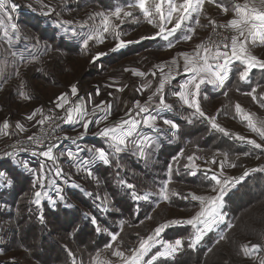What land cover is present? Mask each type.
I'll list each match as a JSON object with an SVG mask.
<instances>
[{
	"label": "rangeland",
	"instance_id": "rangeland-1",
	"mask_svg": "<svg viewBox=\"0 0 264 264\" xmlns=\"http://www.w3.org/2000/svg\"><path fill=\"white\" fill-rule=\"evenodd\" d=\"M223 1L225 0L22 1L25 7H32L48 15L43 17L30 12L32 22H41L47 17L56 19L59 22V26L55 25L57 36L67 40L66 44L69 46L74 45L76 51L82 48V54L73 49H65L67 47L64 46L58 47L57 43L50 42L42 33L37 34L36 30L23 25L21 21L17 24L18 28L11 23L9 29L4 28V32H0V214L5 218L0 217V220L4 219L12 227L0 229V264L14 261L22 263L24 258L26 264H37L20 236L23 228L19 224L21 214L18 211L20 203L31 199L34 187L35 202L41 210L45 200H51L50 204L55 206L60 204L57 203L59 201H54L59 196L62 198L67 191L77 190L83 194L92 193L97 200L105 203L92 204V210H110L113 215L112 219L105 215L99 216L102 222L96 224L102 229L100 233L96 230L101 235L99 241H83L81 237L78 238L79 241L76 240L75 230L79 224V228L84 229L82 217L79 222L69 226L59 223L65 232L56 231L59 236L54 239L60 238L63 241L66 236L70 240L68 260L71 264L119 263L144 238L150 237L151 233L154 235L156 232L161 236L169 227L186 222L193 223L195 228H198V241L203 239V234L209 230L218 228L222 221L219 206L213 204L214 212L209 209L207 213L200 212L201 208L209 200L216 198L220 188L219 182L223 178L229 180L225 185L230 186L233 178H246L259 173L257 165L264 162V156L255 159L243 154L199 148L195 146L197 143H194V146L186 143L180 154L169 161V179L163 189L154 188V181L149 183L147 189L150 193L144 195L143 202L132 205H139L142 209L151 203L149 207L152 209V215L143 212L145 214L141 221H135L139 215L134 221L127 220L130 223L127 225L123 218L126 215H123L121 207L113 201V196L106 193L105 186L98 182V178L94 179L90 172L71 166L66 151L70 147L75 148L74 143H70L72 138L78 142L85 141L84 136L88 133L91 136L100 134L116 137L115 131L133 126L136 121L140 123L129 127L127 134L121 136L125 144L131 142L132 138L136 139L143 125L154 128L159 126L160 129L159 135L144 136L149 139H140L136 147L126 144L129 148L127 154L140 161L141 158L148 160L151 157V148L157 150L162 136L180 133L181 127L178 124L185 118L188 121L195 117L200 119L215 136L229 141L235 147L243 145L240 144L241 138L264 135V112L259 109V97L264 95V84L251 93H240L232 88L221 99L210 98L203 91V86L197 88L200 82L189 86L183 84L187 75L202 68L205 54H214L226 48L247 51L257 62L264 63V43L251 39L249 30L243 23L244 17L239 11L245 6L244 9L252 13L247 14L249 20L260 23L258 21H264V0H228V6L221 7L220 2ZM237 4L241 5L236 6ZM188 12H193V17ZM5 13L8 17L6 20L10 21V12L4 10L2 15ZM185 13H188L187 23L183 18ZM232 21H237L241 26H231ZM180 23H183V31L185 24L193 25L189 41L177 43L172 47L169 44V49L161 44L147 46L158 35L176 28ZM208 41L213 44L223 42L226 47L221 45L222 48L213 50L207 46ZM133 49L141 50L113 60L114 54L118 56V52L122 50L130 52ZM30 53H35L31 61L34 62L32 67H28L29 61L25 62L26 55ZM78 99L85 104L77 111L72 110L74 102ZM160 104L175 111L177 115L174 112L173 115L176 116V122L174 119L156 117L152 113ZM239 109L254 116L255 134H251L237 119ZM56 117H63L69 123L81 124L72 133L67 132L64 135L68 138V147L49 146L43 151L41 148L31 151L30 147H24L44 124ZM116 139L115 141L122 140ZM254 148L256 153L261 151L259 153L264 155V149ZM27 151L39 156L30 158L31 154ZM9 160L10 167L23 175L27 185H30L25 193L19 195L17 201L11 197L18 191L14 181L17 176L14 175L13 178L10 173L3 172V168H6L3 166H6V161ZM191 168L207 169L213 174L216 173L214 179L217 181V189L199 191L195 187L172 183L173 173H182V169L187 171ZM76 180L85 187L76 188L77 184L68 183ZM227 186H223L220 192L227 190ZM257 186V183L255 186L252 183L247 191L256 199V210L249 218L244 216L240 219L230 238L224 243L220 242L222 244L213 258L216 262L210 264H264V200L260 199L261 192H258ZM257 192L258 195L255 196ZM123 195L130 198L139 196ZM180 197L184 199L173 202ZM184 200L189 204L184 203ZM81 208L88 210L84 206ZM205 213L208 218L202 219ZM51 222L53 224L52 219L47 218L49 225ZM247 225L250 227L249 233L245 229ZM105 226L111 229L120 228L122 233L110 241L112 236ZM48 228L45 230H49ZM91 228L95 231L93 225ZM236 234L242 235L245 243L240 244L239 239L235 242ZM154 236L152 238H155ZM46 238L49 240L42 241L41 244L37 243V240H31L29 248L32 251L45 248L47 243L52 241V234ZM103 238L109 239L105 245L106 249L100 247L94 250L101 245ZM66 240L63 241L64 244ZM178 242L180 246V241ZM159 244L166 247L164 253H173L177 247H170L162 240V243L153 245L154 250ZM109 246L111 247L108 248ZM162 256L165 257L163 254Z\"/></svg>",
	"mask_w": 264,
	"mask_h": 264
},
{
	"label": "trees",
	"instance_id": "trees-1",
	"mask_svg": "<svg viewBox=\"0 0 264 264\" xmlns=\"http://www.w3.org/2000/svg\"><path fill=\"white\" fill-rule=\"evenodd\" d=\"M23 18L25 25L36 30L35 32L37 34L42 33V35L46 37L50 42L57 43L58 47L64 46L67 47L65 49L68 50L73 49L76 53L80 54V48L78 47L79 49L78 51H76L74 45L73 47H71L68 44H66L67 40H65L64 38H59L57 36V32L55 29L50 27L49 28L41 27L42 22L39 21L37 23H34L32 22V17L24 16ZM42 35L40 36L42 37ZM149 44L150 43H148L147 46H149ZM140 50L141 49L138 50L133 49L130 52H126V50L125 51L122 50L118 52V56H116L117 54H114L113 60H115L116 57L117 59L124 58L128 53L130 55ZM210 89L211 88L209 87L205 88V90H207V92L211 94L212 91ZM211 98L217 99V94H213ZM173 112L175 113V111ZM203 113L205 115L204 111ZM194 119H198V118L195 117ZM194 119L188 121L185 118L184 121L180 122L178 124L181 127L180 133H177L176 135L165 134L164 136H162L163 138L162 137L160 138L161 142L159 143L160 145L158 146L157 150L151 148L150 150L151 157L148 160H144L142 158L141 161L139 159L135 160L134 158H132V156L127 154V152L117 153L114 149L108 150L109 153L108 166L97 168L94 172H92L91 176H93L94 179L98 178V182L100 184L102 183V185L105 186V189H107L106 193L113 196V201L118 206H120L122 210L132 213L133 211L132 205H134L132 204L133 201H131L130 196H125L123 194L129 195L135 193L139 195H145L146 192H150V190L147 188L149 186V183H153V181L155 182L154 188L162 190L164 184L169 179V175H168L169 161L180 154V152L186 147V143L190 146H194L195 145L194 143H197L195 146L199 148L217 150L220 152H228L229 154H243L247 156H252L251 150H255L254 149L255 146H253L252 144H249L248 146L240 145L239 147L238 146L235 147L229 141L222 140L221 138L215 136V134H213V132H211L200 119L195 120L193 122ZM150 161H153V163ZM6 162H7L6 166H3L6 167L3 168V172L10 173L13 176V178L14 175L17 176V179H14V181L16 183V189L18 191L17 193H15V195L11 196L12 199L16 198L17 201L19 200L18 199L19 195L25 193L27 186L30 185H27V181L23 175H21L15 169L13 170L10 167L11 165L10 160ZM148 162H150V164ZM181 172L182 173L177 172L172 174V180H173L172 183H181L184 185H188L189 187H195L199 191H210L212 188L213 189L215 188V183L210 178V174L208 172H204V171L194 172L191 170L186 171L184 169H182ZM252 183L254 184V186L256 185V183L259 185L257 186V189L258 192H261L260 199L264 200L263 173L253 174L249 177L243 178L241 181L236 183L237 186H235L234 189L231 190L225 196L224 199V203H225L224 209H225V213L227 214V223L224 226L226 230L223 231V234H218V233L210 234L204 239L202 243L198 245L195 243L194 228H192L189 225H186V223H182L177 226H171L168 229H166V231L163 232L160 238L163 239L165 242H174L180 239L182 240V246L178 249V251L172 258L163 259L154 264H210L216 262L213 260V258L217 255L216 250L220 246V244L224 243L227 239L230 238V236L236 230L238 224L240 223V219L242 220L244 216L245 218H249V216L256 210V207H254L257 204L256 199L253 198L252 194L247 193V191H249V188L252 186ZM86 190L89 191L88 189ZM35 191H36V187H34L33 189V195L31 194V199L26 203H20L18 206V211H20L21 214L19 224L23 228L20 236L25 246L28 248V251L30 252L33 261L35 263L71 264L70 260H68L69 259L68 249L70 248V240H68V238H66L65 236L64 240L66 239L67 240H66V244H64L63 239H62L63 241H61L60 238L55 240L54 237L59 236L56 233V231L65 232L64 227H62V225H59V223H62L63 226L66 225L69 226L79 222L80 216H78V214L80 213V211L79 209H75L72 212L71 211L68 212V211H63V209H61L55 213H50V216L45 218L46 220L43 224V221L36 214L38 208L37 207L35 208L32 202L35 196L34 194ZM258 192L255 194V196L258 195ZM67 195L76 198V197H81L84 194L77 190H69L67 191ZM246 197H248V199H246ZM183 199H184L183 197L176 198L173 200V202L182 201ZM78 201L79 203H76V205L79 208L84 206L88 210L94 211L92 210L91 204L89 202H85L84 199L81 198ZM184 203L189 204V202L186 200H184ZM184 203L183 205H185ZM150 204L148 205L150 206ZM149 206L143 207L142 211L145 213L147 212L150 213L152 209ZM252 206L254 208H250ZM45 209L49 210L48 207H46ZM0 217L4 218L2 213L0 214ZM47 218H51L53 224L51 222V224L49 225L47 223ZM142 218L143 216L140 215L138 219H136L135 221L139 222L141 221ZM4 219L0 220V223L2 224V226H0V229L2 228L11 229L12 227L8 225ZM131 221H134V219L131 218ZM56 223L57 226H55ZM80 225L81 224H79V227ZM82 225L84 226V229L83 228L80 229L78 227V230L75 231L77 235L76 240L79 241L78 239L79 237H81L83 241L87 239L88 242H90L91 239H93L94 241H99L101 239L100 238L101 235L98 234L96 230L94 231L91 228V223L89 219L82 217ZM46 227H49L48 228L49 230L46 231L45 230ZM55 228H60V229L56 230ZM245 229L248 230V233L250 232V227L248 225L245 227ZM14 234L16 235V230H14ZM49 234H52L53 238L50 243H47V246L45 248L41 247L33 251L31 250V248H29V243L31 242V240L32 242L37 240V243L41 244L42 241L44 242L49 240L48 238H46V236H48ZM151 235L152 233L149 236ZM234 237L236 239L235 242L239 239L240 244L245 243V241L242 238V235L236 234ZM144 240L145 238L142 241ZM108 241H109L108 238H103V242L101 243V245L95 247L96 249L94 250H97L100 247H104L105 245H107ZM3 264H26V263L24 258L22 263H17V261H14L13 263L3 262Z\"/></svg>",
	"mask_w": 264,
	"mask_h": 264
},
{
	"label": "crops",
	"instance_id": "crops-1",
	"mask_svg": "<svg viewBox=\"0 0 264 264\" xmlns=\"http://www.w3.org/2000/svg\"><path fill=\"white\" fill-rule=\"evenodd\" d=\"M22 1L29 2L31 0H0V13H1L0 32H4V28L9 29L8 27L11 26L12 24L13 26H15V28H18L17 24H19L20 21L23 22L22 23L23 25H25L24 20H23L24 16L22 14H26L27 17H31L30 12H33L35 15L39 14L40 16H43V17L48 16L47 14L41 13L38 10L33 9L32 7H27V6L25 7L24 4H22ZM220 3L222 4V5L220 4L221 7L228 6V0H225ZM238 5H241V4H237L236 6ZM244 7L245 6L240 8L239 11L244 17L243 23L248 28L247 30H249L251 39L258 43L259 42L264 43V21L262 22L258 21L260 23H257L256 21L252 22L251 20H249V17H247L249 15L247 14H252V13L249 10H245ZM4 10L6 12L8 11L10 12V21L6 20L8 18L6 16V13L2 15V13H4ZM125 10H127V8L124 9V11ZM188 13H190L193 17V12H188ZM188 13H185L183 15L185 22L188 19ZM41 22H42L41 27L43 28L52 27L54 29H57L55 25L59 26V22H57L56 19H53L51 17H47V19ZM230 24L233 27L241 26L240 23H238L237 21H232ZM182 27H183V23H180L176 28L172 30H168L166 33H161L156 38H154L150 44H153V45L161 44L169 49V44H171L170 46L172 47V46H175L177 43H185L189 41L191 39L190 36L192 34L193 25L191 23L185 24L184 31L183 29H181ZM2 42L5 43V41H2ZM81 49H80V53L82 54ZM34 56H35V53H32V54L30 53L26 55L25 62L29 61L27 62L28 67H32L34 65V62H31L33 61L32 59L34 58ZM42 58L43 56L40 57V59ZM196 82L198 83L200 82L199 83L200 85L198 84L197 88L203 86V91L210 98L212 97L213 94H217V99H221L225 97L232 88L236 89L240 93H243V92L251 93L259 89L264 84V63L257 62L255 58H252L251 55L247 51H237L234 48H226L214 54H205L203 56L202 68L197 69L194 72H191L189 75H187L183 79V84L188 85V86L193 85ZM208 87L211 88L210 89L212 91L211 94L207 92V90H205V88H208ZM259 100H260L259 104L261 107L259 109H261V111L264 112V95L263 97H259ZM74 103H75V106L72 108V110H76V111L80 107H83V104H85V102H79V99L77 100V102H74ZM61 106H63V104ZM164 106L165 105L160 104L159 107H156L154 110H152V113L156 117L168 118L169 120L174 119V122H176L175 120L176 116L173 115L174 110L169 107H164ZM237 117H238L237 119L239 120V122L242 125H244L251 134H255L254 133V130H255L254 116H251L243 109H239V113L237 114ZM154 122H157V121H154ZM79 123L80 122L70 123L68 132L72 133V131H75V129H77V127L81 125ZM139 123H140L139 121H136L133 126L130 125L127 127L119 128L117 132L115 131V135L117 134V136H119L117 139H122L121 136H124L125 134H127V132L130 130L129 127H134L136 124H139ZM148 123L151 124L152 122H148ZM143 126L145 129H149V130L159 129V126H156V125H155L156 128L147 127L145 125ZM253 136L254 138H248V139H252L251 141L248 139H244V138H241L239 140L243 145L252 144L256 148L264 149V135L262 134L260 136L259 135H253ZM116 137H113V136L110 137V136L100 135V134H95L94 136H91V134L88 133L86 136H84L85 141L78 142L77 140H74L73 138L70 139V143L71 144L74 143L73 147L75 148L70 147L66 151L67 153L66 156L68 157L67 160L69 161L68 163L72 164L71 166L73 167H78V169H81L85 172L86 171L90 172L91 174L97 168L108 166V160H109L108 150L114 149L117 153H122V152L128 151L129 149L126 146V144L130 145L129 142H126L125 144L123 139L121 141H118ZM115 139L118 142L115 141ZM141 151L145 152L146 150L141 149ZM74 162H76V164H74ZM89 162L91 164H89ZM86 163L88 164V166ZM188 170H191L194 172H198V171L208 172L210 174V178L212 179V181L214 183L217 182L214 179V175L216 173L213 174L210 172V170L196 169V168H191ZM77 181L78 180H76L75 182L72 181L68 183L71 185L77 184L76 188L85 187L84 185H82L81 183ZM226 182H228V180L224 178L222 179V181L219 182L220 188L218 189L216 198L214 200H209L200 210V212H203V213L205 211L207 213L209 209H211V212H214L212 211L213 204L219 206L220 216H221L222 221L220 225L218 226V228L209 230L207 233L205 230L206 234H203L204 236L203 239L198 241L197 235H196L198 232V228L196 229L193 223L186 222V225H189L192 228H194L195 243L198 245L202 243L208 235L215 234V233L223 234V231L226 230L224 226L227 223V214L225 213V209H224L225 208L224 199H225V196L231 190L234 189L233 187L237 186V184H235L232 187L228 186V188H226L227 190L220 192V189L223 188ZM215 189H217V187H215ZM146 193L149 194L150 192H146ZM152 193L155 195L154 192ZM134 195H139V194L134 193ZM35 197L33 199V204L36 205L37 208H39V206L35 202ZM80 198L84 199L85 202H89L91 205L98 204V203H102L103 205L105 204L104 202L97 200L94 197V195H91V194L90 195L84 194L83 196L76 197V198H73L72 196H69L67 194H63L62 198H60L59 196L57 200H54L55 202L59 201L57 203H60V204L52 206L50 204L51 200H45L44 203L42 204L43 210L39 208L36 214L43 221L45 220L46 217L50 216V213H55L61 209H63V211H68V212L74 211L75 209H79L80 213L78 214V216H80V218L83 217V218L89 219L91 222V225H93L95 230H98V233H100L99 231H102V229L96 226L97 222L102 224L101 220L99 219L100 218L99 216L103 217L105 215L107 218L112 219L113 218L112 213L110 212V210L109 211L108 210L91 211V210H84L81 207L79 208L76 205V203H79L78 200ZM143 198H144V195H139L137 197L135 196L130 199L131 201H133L135 205L136 203L139 204V202H143L142 200ZM46 207H48L49 210H46L45 209ZM91 208L93 209V206ZM122 212H123V215L124 214L126 215L125 217L123 216L122 217L125 218L124 220L126 221L127 225H130V223L127 222V220L131 221V218L136 219L139 215L142 214V216H144L145 214L143 213L142 209L139 208V205H137L136 207L135 206L133 207L132 213H129L128 211H124V210H122ZM149 214L151 216L152 211ZM205 214L202 215L203 217L202 219L208 218V214H210V212L206 215ZM105 228H106V231L109 232V234H111L112 236V238H110V241H113L114 238H116L119 234L122 233L120 228L113 227L111 229L106 226ZM77 230L78 228L75 231ZM154 235H151L150 236L151 238L148 237L150 239L147 238L144 241H142V243L137 248H134L122 261L116 264H154L165 258H169V259L172 258L178 251L179 247L182 246V240H176L174 242H167V244H169L170 247L177 245L173 253H164L166 251V247H162V244H159V246H157L154 250L153 245L156 243H162V240H163L160 238V236L157 235L156 232L154 233ZM152 236H154L155 238H152ZM178 241H180V246H179ZM111 246H109L108 248H110ZM103 249H106V247L104 246ZM162 254L165 255V257H163Z\"/></svg>",
	"mask_w": 264,
	"mask_h": 264
},
{
	"label": "built area",
	"instance_id": "built-area-1",
	"mask_svg": "<svg viewBox=\"0 0 264 264\" xmlns=\"http://www.w3.org/2000/svg\"><path fill=\"white\" fill-rule=\"evenodd\" d=\"M221 45H224V47H226V45L223 44V42H219L218 44H213L212 41L207 42V46L213 50L222 48L220 47ZM69 126H70V123L65 118L56 117L52 119L50 122H47V124H44V126L41 127L38 133L34 137L28 140L29 142L26 143L24 147H30L31 151H34V149L36 150L39 148H41L43 151L49 146H52L54 148H59L61 146L68 147L69 145V142L67 141L68 138H65L64 135H66V133L68 132L67 130H69ZM159 130L160 129L149 130V129H145L144 126H142L140 133L136 135V139L132 138V141L131 142L129 141V144H131V146L133 147H136L138 146V141L140 139H143L144 141L149 139L148 137H144V136H147L150 134L159 135ZM31 151H27L31 154L30 158H32L34 155L39 156ZM256 152H257L256 150H251L252 156L255 157V159H259L262 156H264L261 153L259 152L256 153ZM257 170H258L257 172L264 174V162L262 164L259 163L257 165ZM242 179H243L242 177L233 178L234 181L230 182L229 184L231 185L236 184ZM224 186H227V185H224Z\"/></svg>",
	"mask_w": 264,
	"mask_h": 264
}]
</instances>
